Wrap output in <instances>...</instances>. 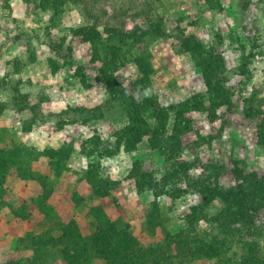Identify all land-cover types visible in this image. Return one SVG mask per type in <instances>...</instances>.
I'll use <instances>...</instances> for the list:
<instances>
[{"label": "rangeland", "instance_id": "obj_1", "mask_svg": "<svg viewBox=\"0 0 264 264\" xmlns=\"http://www.w3.org/2000/svg\"><path fill=\"white\" fill-rule=\"evenodd\" d=\"M52 1L0 0V264H264L262 0Z\"/></svg>", "mask_w": 264, "mask_h": 264}, {"label": "trees", "instance_id": "obj_2", "mask_svg": "<svg viewBox=\"0 0 264 264\" xmlns=\"http://www.w3.org/2000/svg\"><path fill=\"white\" fill-rule=\"evenodd\" d=\"M26 2H30L31 0H24ZM70 0H63L61 4L65 5L67 2H69ZM77 3H81V2H85V0H73ZM44 3L41 4V8L42 10H47L49 8V6L51 4H53L54 6V10L55 11H59L60 6L58 5V2L56 1H52V0H43ZM97 2V1H96ZM85 9L88 11H92L93 8L91 7L90 4H86L85 3ZM99 81L101 83L106 84L107 86L110 87H116L118 86V82L116 81V79L112 76L108 74V70L106 68H101L99 70ZM142 102H141V106L139 108H135L133 109H129V117H130V125L125 128L122 132H120L118 134V138H117V144L118 146H128V147H135L137 145V141L141 138V136L143 134H148L151 132V130L153 129V127L150 126V124L147 122V119L145 118V115L143 116V114H146L147 110H151L153 108H155L156 103H154L153 101H150L149 99L142 97ZM171 110L176 111V107H170ZM154 110V109H153ZM178 115L181 116V113H179V111H177ZM156 118L163 119L160 117H164V116H160V115H155ZM29 151L28 150H22V151H18L17 153L20 154H27ZM60 153V151H59ZM58 155V153H55V156ZM19 156V154H13L9 151H5V150H1L0 149V192H3V188L2 185L4 184V182L7 179V175L8 172L10 170V167L15 165L13 163L14 160H16L15 158ZM4 194V193H2ZM1 195V194H0ZM55 218H57L56 215H54ZM231 223H236L235 220H232ZM230 222L227 223H221L220 226L221 227H225L227 229H230V231H233V225ZM182 235V236H181ZM183 237H186L185 234L182 232L180 233V235L178 237H175L173 240L180 241L183 239ZM187 238V237H186ZM179 239V240H178ZM104 241H107V238L105 237ZM135 242V241H134ZM127 243L123 242V240L118 241L117 243H115V248H114V244L111 246L112 249L115 251V257L114 255L112 256H108L107 258L110 261L111 264H163V262H166L167 259L165 257V254L162 255V253L157 252L156 248L153 249L154 251H152L150 253L154 254L155 259H146V261H141L140 262V258L138 257L139 254L137 252L136 246L134 245L133 249H124ZM182 250V247H179ZM43 247H38L35 250V256L38 258H46L47 255H49V249L46 248L44 249ZM69 249L70 247L67 246V248L63 251L65 252V254H69ZM116 249V250H115ZM180 250V251H181ZM209 249L206 248L204 245H202L200 247V255L201 256H206L208 253ZM70 256V255H69ZM136 257L134 259V261H130L133 259V257ZM213 256V255H211ZM71 258V256H70ZM136 259H139L138 261ZM247 257H242L241 259V264H247ZM128 262V263H127ZM132 262V263H131ZM80 264V263H78Z\"/></svg>", "mask_w": 264, "mask_h": 264}, {"label": "built area", "instance_id": "obj_3", "mask_svg": "<svg viewBox=\"0 0 264 264\" xmlns=\"http://www.w3.org/2000/svg\"><path fill=\"white\" fill-rule=\"evenodd\" d=\"M262 3H263V11H264V0H262Z\"/></svg>", "mask_w": 264, "mask_h": 264}]
</instances>
